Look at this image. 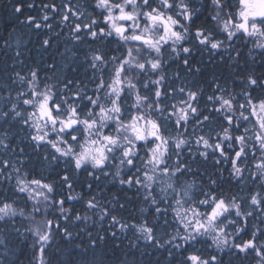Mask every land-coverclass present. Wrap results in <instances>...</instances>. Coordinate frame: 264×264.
Wrapping results in <instances>:
<instances>
[{"label": "snow or ice", "instance_id": "obj_1", "mask_svg": "<svg viewBox=\"0 0 264 264\" xmlns=\"http://www.w3.org/2000/svg\"><path fill=\"white\" fill-rule=\"evenodd\" d=\"M10 2L0 264H264V0Z\"/></svg>", "mask_w": 264, "mask_h": 264}, {"label": "trees", "instance_id": "obj_2", "mask_svg": "<svg viewBox=\"0 0 264 264\" xmlns=\"http://www.w3.org/2000/svg\"><path fill=\"white\" fill-rule=\"evenodd\" d=\"M15 2V0H12ZM28 12L25 11L24 15H27ZM7 22V26H6ZM15 26L16 31H13ZM11 32L12 35L9 37L8 33ZM0 37L9 39L10 43L13 45V48L16 47L17 42H20L23 45L24 41L31 40L36 42L37 37L28 33V30L15 22V17L12 11V3L10 0H0ZM30 47L32 45H29ZM6 58L0 56V67L3 66ZM27 264V262H25Z\"/></svg>", "mask_w": 264, "mask_h": 264}]
</instances>
